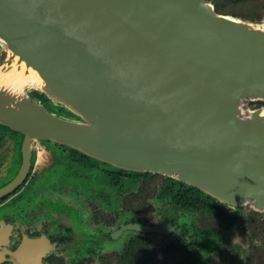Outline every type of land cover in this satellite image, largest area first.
Instances as JSON below:
<instances>
[{"label": "water", "instance_id": "1", "mask_svg": "<svg viewBox=\"0 0 264 264\" xmlns=\"http://www.w3.org/2000/svg\"><path fill=\"white\" fill-rule=\"evenodd\" d=\"M7 50L43 83L0 84V123L23 137L0 197L27 176L33 143L49 140L264 212V105H249L264 101V22L210 0H0V66ZM171 228L129 222L114 237Z\"/></svg>", "mask_w": 264, "mask_h": 264}, {"label": "rangeland", "instance_id": "2", "mask_svg": "<svg viewBox=\"0 0 264 264\" xmlns=\"http://www.w3.org/2000/svg\"><path fill=\"white\" fill-rule=\"evenodd\" d=\"M210 1L225 13L264 22V0ZM29 88L31 86L26 91ZM249 105L263 106L264 101H251ZM53 107L59 108V105ZM65 115L76 117L69 111ZM33 149L36 156L30 174L35 183H43L47 192L35 198L38 204L30 201V209L40 207L42 212L45 208L47 216L54 213L66 215L64 218L68 219V224L62 229L68 241L59 249L51 250L44 264H120L119 257L131 246L139 263L192 264L194 260H190L188 254L199 240L204 242L205 249L214 250L203 231L192 227L195 217L185 211L179 215V226L169 234L127 229L118 237L109 236L127 221L152 223L160 219L167 206L165 200L162 201L160 189L168 176L151 172L139 178L131 189L128 183L118 188L108 184V179L103 177L102 165L86 167L72 162L74 165L71 166V161L60 155L66 150L56 142L37 140ZM19 150L9 139L0 147V184L2 179L14 173L13 167L19 166ZM49 163L54 166L52 173ZM63 170L65 173L61 174ZM59 182L72 183L74 187L61 188L66 186ZM251 211L257 210L242 209L244 217L239 222V227L249 234L250 244L243 247L234 242L229 255L213 253L207 264H232L233 259L236 260L234 264H258L255 259L262 260L264 264V212L249 215ZM201 255L204 256L203 253ZM3 264L16 263L7 260Z\"/></svg>", "mask_w": 264, "mask_h": 264}, {"label": "flooded vegetation", "instance_id": "3", "mask_svg": "<svg viewBox=\"0 0 264 264\" xmlns=\"http://www.w3.org/2000/svg\"><path fill=\"white\" fill-rule=\"evenodd\" d=\"M22 138L23 137H21L18 133H11L9 131L0 133V147L4 145L9 139L14 143V147L18 146V148H20L19 158H18L19 165H21V162L23 160V152L21 150ZM57 144L60 145V143ZM61 148L64 147L61 146ZM64 149L66 150L65 154L61 153L60 154L62 155L61 157H64L65 155L71 161L70 165L71 166L74 165L72 162H76V161L71 160L67 156L68 149L67 148ZM35 156H36V151L33 149L32 164L25 179L15 189L0 197V242L3 239L7 240L6 242L0 245V249L3 252V254L0 253V264L5 263V261L7 260L12 263L14 262L16 264H22L19 261L11 260L9 252L18 253L20 251V246L22 244H25L27 241L34 239L38 241H42L44 245H41V249L38 253H36V257H34L33 254L32 258L27 259V263L44 264L46 262L45 257L51 250L59 249L61 246H64V244L68 241L66 237L67 234L62 232L63 227L66 224H68V219L65 220L64 218L66 215L58 216V214L51 213L49 214V216H47L45 208H42V212H40L41 210L40 207H35L33 209H30L29 202L34 201L35 204H38L39 201L35 200V198L47 192V188L46 187L44 188L43 183L40 182L41 185L39 183H35L33 181V175L30 174L35 160ZM76 163L86 167L99 166L96 162L91 160L87 161L86 162L87 164H81L80 162H76ZM48 165H49L50 173L55 171L53 169L54 168L53 164L49 163ZM19 168L20 166L13 167L12 171L14 173L2 179L1 181L2 183L0 184V186L9 182L16 175ZM62 173H65L64 170L63 172H61V174ZM66 173L70 174V172L67 171ZM103 177L107 178L105 175H103ZM59 183L61 185L66 186V187H61L64 189L66 188L70 189L71 185H73L72 183H67V184H63L62 182ZM163 200L164 199L162 198V201ZM165 203H167V206L164 207V209L165 208L166 209L165 212L164 211L162 212L160 219L150 224H156L159 226L171 225L173 228H171L168 232L160 231L156 233L169 234L172 232V230H175L179 226V215L185 211L187 213L188 212L191 213L192 216L195 217L192 221L193 228H196L198 231H201L203 229L206 232H209V237L215 238L216 240L217 237L222 235V240L227 245L229 250H231L232 248L231 244L234 242L240 243L243 247L248 246L250 244V236L246 231H244L240 227H236V228L234 227L229 229L226 224H222L221 221H219L218 217L214 216L210 212L205 213L203 210L200 209H194V210L179 209V208H174L170 203H168V201H165ZM221 204H222L221 205L222 209L227 207V205L223 204L222 202ZM230 212H233V210L230 209ZM137 221L143 222L140 220L127 221L121 224L115 230H113L111 234H109V236L114 238L115 231L119 229L122 225L129 222H137ZM144 223H148V222H144ZM125 230H123L122 232H124ZM150 232H155V231H150ZM243 232H246L249 238L248 240L249 243L246 245H244V242L241 237ZM121 233H119L118 236ZM42 251L45 252L41 256L39 262L38 255ZM22 253L20 252L16 254V256L22 255Z\"/></svg>", "mask_w": 264, "mask_h": 264}, {"label": "trees", "instance_id": "4", "mask_svg": "<svg viewBox=\"0 0 264 264\" xmlns=\"http://www.w3.org/2000/svg\"><path fill=\"white\" fill-rule=\"evenodd\" d=\"M218 11L225 12L222 9H219L216 7ZM9 131L11 133H18L21 137L22 134H20L18 131H15L11 129L7 125H2L0 123V133ZM64 148L68 149V157L76 162H80L81 164H87V161H94L99 166H105L101 161H99L96 158H93L75 148L60 144ZM101 168V167H100ZM104 172H101L102 175H105L109 182L108 184H112L114 187H122L123 184L128 183L129 189L132 185L137 183L138 179L142 176H146L148 174H151L149 171L145 172H136V171H127V170H109L107 168H102ZM160 196L165 200L168 201L174 208L179 209H200L203 210L205 213H211L214 216L218 217L219 221H221L222 224H226L229 229L239 227V222L242 221L244 215L242 212V209L240 208H233L225 203L227 207L222 209L221 207V201L216 199L215 197L211 196L210 194L204 192L203 190L190 186L185 184L184 182H180L172 177H167V181L165 184L162 185L160 189ZM230 209L233 210V212H230ZM250 214H261L257 211H251ZM243 216V217H242ZM203 233L208 237V243L210 245H213L214 250H208L205 249L203 246V241L199 240L198 245L190 250L188 257L190 260H194V263L192 264H207V261L210 259V257L213 255V253H219L221 255L227 256L230 254V250L228 249L227 245L222 240V235L217 237V240L215 238L209 237V232H206L203 230ZM131 246L129 250L124 252V255H121L119 257V263L120 264H144L139 263L136 257V253ZM201 253L204 254L201 255ZM258 264H262V260L255 259ZM236 260H232V264H234ZM177 264H187L185 262H178Z\"/></svg>", "mask_w": 264, "mask_h": 264}, {"label": "bare ground", "instance_id": "5", "mask_svg": "<svg viewBox=\"0 0 264 264\" xmlns=\"http://www.w3.org/2000/svg\"><path fill=\"white\" fill-rule=\"evenodd\" d=\"M7 52L12 57V63H5L0 66V84L8 85L15 90H23L25 84L40 85L43 83L42 78L35 68L27 65L17 54L12 53V51L7 50ZM6 65L9 67H5ZM261 113L264 114V107L261 108ZM27 242L26 249L21 251V253L23 252L22 255L16 256L18 253H12V257L16 261L27 262V259L33 257V254L36 257V253L40 251L41 245H44L42 241L35 239Z\"/></svg>", "mask_w": 264, "mask_h": 264}]
</instances>
